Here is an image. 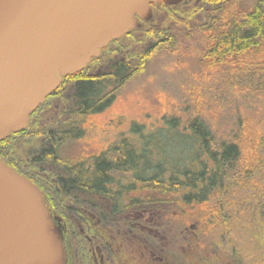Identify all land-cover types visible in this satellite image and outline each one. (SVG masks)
Returning <instances> with one entry per match:
<instances>
[{"label":"trees","instance_id":"trees-1","mask_svg":"<svg viewBox=\"0 0 264 264\" xmlns=\"http://www.w3.org/2000/svg\"><path fill=\"white\" fill-rule=\"evenodd\" d=\"M152 7L150 21L110 43L85 70L63 78L57 91L30 116L27 128L0 142V158L42 192L46 186L54 202L79 209L93 208L105 224L118 220L130 208L158 205L176 212V216L170 215L171 219L191 218L203 211L202 220H207L210 228L227 234L236 214L238 217L243 213L241 193L256 190L252 182L264 170V131L260 120L240 112L231 127L223 128L208 121L206 109L198 107L182 123L174 116L164 117L160 120L164 122L162 128L151 126L148 131L133 124L129 136L109 141L95 152L68 159L57 153L61 144L86 138V124L82 131L76 129L79 118H94L111 107L117 91L132 75L144 70L155 47L176 45L180 26L193 31L202 41L199 63L205 74L247 72L250 67L264 71V0H202L195 7L183 3ZM136 33H142V38L134 37ZM146 41L153 43L148 51L140 48ZM112 57L116 60L109 61L105 72L93 74L95 63ZM69 97L79 115L68 117L66 126L46 134V150L31 158L23 148L22 136L33 128L37 114L50 100L69 106ZM42 137L39 132L35 139ZM26 167L34 169L37 180L25 174ZM39 172L48 173V180ZM98 198L110 203L108 213L93 203ZM66 217L69 228L62 224L67 264H73V245L78 259L83 257L88 263L86 236L93 235L92 227L89 222H82L88 230L79 236L75 223ZM107 264H116L115 259L110 257Z\"/></svg>","mask_w":264,"mask_h":264},{"label":"rangeland","instance_id":"rangeland-1","mask_svg":"<svg viewBox=\"0 0 264 264\" xmlns=\"http://www.w3.org/2000/svg\"><path fill=\"white\" fill-rule=\"evenodd\" d=\"M201 1L186 0L183 4L195 7ZM141 34L136 33L134 37L142 38ZM176 34V45L155 47L144 70L132 75L117 91L114 103L102 115L79 118L76 129L81 130L86 124V138L61 144L57 152L60 157L68 159L95 152L109 141L129 136V127L133 124L148 131L151 126L162 128L164 122L160 120L164 117L174 116L182 123L192 117L198 107L206 109L208 121H214L219 127H231L241 112L260 120V129L264 131V71L250 67L247 72L224 70L205 74L199 63L202 41L183 26L178 27ZM152 45L151 41H146L140 48L148 51ZM112 60L116 58L95 63L91 69L93 74L105 72ZM69 99V106L50 100L37 114L33 128L22 136L23 148L29 151L31 158L46 150V134L66 126L68 117L79 115L71 97ZM39 132L43 137L35 139ZM28 168L25 174L37 180L33 176L34 169ZM39 173L48 180V173ZM252 185H256V190L241 193L243 213L238 217L236 214L227 234L216 227L210 228L208 221L202 220L203 211L191 218L171 219L170 215L176 216V212L169 207H133L118 220L115 218L105 224L93 208L79 209L69 203H56L46 186L43 193L54 217L69 228L68 216L77 226L75 231L79 236L88 230L82 222H89L93 230L91 237L86 236L93 250L89 264L92 260L93 264H104V257L109 259L112 255L117 264H264V170L256 175ZM93 203L108 213V201L98 198ZM74 246L70 252L73 264H88L85 258L78 259Z\"/></svg>","mask_w":264,"mask_h":264},{"label":"water","instance_id":"water-1","mask_svg":"<svg viewBox=\"0 0 264 264\" xmlns=\"http://www.w3.org/2000/svg\"><path fill=\"white\" fill-rule=\"evenodd\" d=\"M183 0H0V142L23 131L63 78ZM0 264H66L42 191L0 158Z\"/></svg>","mask_w":264,"mask_h":264},{"label":"flooded vegetation","instance_id":"flooded-vegetation-1","mask_svg":"<svg viewBox=\"0 0 264 264\" xmlns=\"http://www.w3.org/2000/svg\"><path fill=\"white\" fill-rule=\"evenodd\" d=\"M46 202H47V205H48V207H49V210L51 211V213H52V215L53 216H55L54 215V213L52 212V209H51V207H50V204H49V202H48V200L46 199ZM57 218V217H56ZM58 221H59V223H57L58 224V226H59V228H60V230H61V233H62V238H63V243H64V245H65V250H66V246H67V240H66V238H65V231L63 232V228H64V226H63V224H62V221L60 220V219H57ZM57 221V222H58ZM92 236V235H91ZM91 243H89L88 244V247H89V251H90V253H89V258H93V250H92V248H91ZM112 258H114V256L112 255L111 256ZM115 259V258H114ZM108 261H109V259H107V258H105L104 257V259H103V263L104 264H107L108 263ZM115 263L117 264V262H116V260H115ZM92 264H93V260H92Z\"/></svg>","mask_w":264,"mask_h":264}]
</instances>
